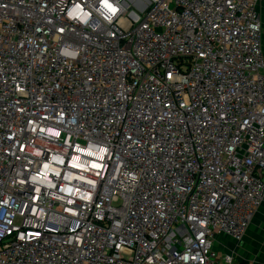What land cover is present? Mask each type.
Here are the masks:
<instances>
[{
  "label": "built area",
  "instance_id": "1",
  "mask_svg": "<svg viewBox=\"0 0 264 264\" xmlns=\"http://www.w3.org/2000/svg\"><path fill=\"white\" fill-rule=\"evenodd\" d=\"M260 1L0 0V264H245Z\"/></svg>",
  "mask_w": 264,
  "mask_h": 264
},
{
  "label": "crops",
  "instance_id": "2",
  "mask_svg": "<svg viewBox=\"0 0 264 264\" xmlns=\"http://www.w3.org/2000/svg\"><path fill=\"white\" fill-rule=\"evenodd\" d=\"M258 7V11L260 9ZM259 16L264 29V23L261 19V13ZM262 50L264 54V41L262 42ZM215 248L219 256L224 254H231L235 259L247 263L264 264V203L256 213L253 221L249 225L245 235L241 241L236 242L229 237H220L215 242Z\"/></svg>",
  "mask_w": 264,
  "mask_h": 264
},
{
  "label": "rangeland",
  "instance_id": "3",
  "mask_svg": "<svg viewBox=\"0 0 264 264\" xmlns=\"http://www.w3.org/2000/svg\"><path fill=\"white\" fill-rule=\"evenodd\" d=\"M261 5H260V13H261V19L264 23V0H261L260 1ZM261 38H262V42L264 41V29H262V32H261Z\"/></svg>",
  "mask_w": 264,
  "mask_h": 264
},
{
  "label": "snow or ice",
  "instance_id": "4",
  "mask_svg": "<svg viewBox=\"0 0 264 264\" xmlns=\"http://www.w3.org/2000/svg\"><path fill=\"white\" fill-rule=\"evenodd\" d=\"M103 2L105 3V5H106L108 8H110V9L113 11V13L116 11L115 9L112 8V5L109 3V0H103ZM69 54H70V53H69ZM73 166H75V165H73Z\"/></svg>",
  "mask_w": 264,
  "mask_h": 264
}]
</instances>
